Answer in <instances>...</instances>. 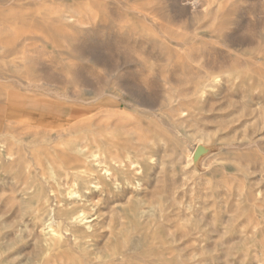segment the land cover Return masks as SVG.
Listing matches in <instances>:
<instances>
[{
	"label": "rangeland",
	"instance_id": "374dc122",
	"mask_svg": "<svg viewBox=\"0 0 264 264\" xmlns=\"http://www.w3.org/2000/svg\"><path fill=\"white\" fill-rule=\"evenodd\" d=\"M94 140L142 189L45 255L47 161ZM0 264H264V0H0Z\"/></svg>",
	"mask_w": 264,
	"mask_h": 264
},
{
	"label": "bare ground",
	"instance_id": "6f19581e",
	"mask_svg": "<svg viewBox=\"0 0 264 264\" xmlns=\"http://www.w3.org/2000/svg\"><path fill=\"white\" fill-rule=\"evenodd\" d=\"M47 103L49 109L52 104H59L53 100ZM36 105L39 109L45 103ZM75 113L72 111L70 116H75ZM94 142L96 150H60L47 161V174L51 182H47L46 188L41 183L35 195L36 205L30 214L45 255L57 250L56 256H64L62 248L65 246L88 245L97 231L93 221L98 218L99 202L115 200L125 190L129 194L135 193L142 186L144 169L136 159L142 154L141 150L130 149L114 141L103 146L97 140ZM190 161H193L191 154L186 163ZM149 212L141 208L138 213L143 216Z\"/></svg>",
	"mask_w": 264,
	"mask_h": 264
}]
</instances>
